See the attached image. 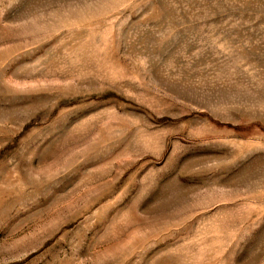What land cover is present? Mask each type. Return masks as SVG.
<instances>
[{"label": "rangeland", "instance_id": "374dc122", "mask_svg": "<svg viewBox=\"0 0 264 264\" xmlns=\"http://www.w3.org/2000/svg\"><path fill=\"white\" fill-rule=\"evenodd\" d=\"M0 264H264V0H0Z\"/></svg>", "mask_w": 264, "mask_h": 264}]
</instances>
